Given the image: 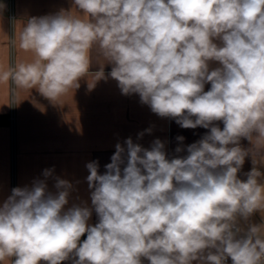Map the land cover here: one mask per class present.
Here are the masks:
<instances>
[{
	"label": "clouds",
	"instance_id": "clouds-1",
	"mask_svg": "<svg viewBox=\"0 0 264 264\" xmlns=\"http://www.w3.org/2000/svg\"><path fill=\"white\" fill-rule=\"evenodd\" d=\"M73 2L86 19H27L19 47L35 58L4 79L54 101L79 87L98 46L123 95L208 131L171 158L159 139L150 149L117 143L103 174L98 161L86 165L91 207L66 209L63 179L55 193L45 180L13 188L0 204V264H264L261 225L240 223L264 213V173L241 145H264V0Z\"/></svg>",
	"mask_w": 264,
	"mask_h": 264
},
{
	"label": "crops",
	"instance_id": "crops-1",
	"mask_svg": "<svg viewBox=\"0 0 264 264\" xmlns=\"http://www.w3.org/2000/svg\"><path fill=\"white\" fill-rule=\"evenodd\" d=\"M61 10L86 19L73 0H0V204L15 187H30L37 180H45L48 190L55 193L56 181L63 179L72 185L66 209L73 205L91 207L86 165L98 161L99 172L103 174L117 143L126 147L125 141L131 138L133 143L150 149L159 139L171 158L187 155V146L208 131L201 127L181 128L174 119L153 113L137 94L123 95L118 82L108 76L111 65L98 46L91 50V67L79 80V87L54 101L35 88L18 87L10 77L4 79V73L35 58L32 52L19 47V36L27 19L54 15ZM217 66L210 62V68ZM102 68L105 78L96 79ZM209 89L210 84H206L205 91ZM13 113L15 123L11 122ZM178 136L184 137L183 142L177 140ZM255 144V138L252 144L241 140V145L253 152L256 167L264 173V145L256 148ZM177 147L185 151L176 153ZM252 167V158H246L239 177L246 179L245 173ZM45 170L51 173L48 177L44 176ZM97 222L93 210L89 223ZM240 223L244 228L261 225L264 235V213L257 211L248 221ZM85 238L86 235L81 239ZM4 264L10 261L5 260ZM144 264L148 262L145 260Z\"/></svg>",
	"mask_w": 264,
	"mask_h": 264
},
{
	"label": "built area",
	"instance_id": "built-area-1",
	"mask_svg": "<svg viewBox=\"0 0 264 264\" xmlns=\"http://www.w3.org/2000/svg\"><path fill=\"white\" fill-rule=\"evenodd\" d=\"M11 18L14 19V16H12ZM11 122L12 123H15V115H14V113L12 114Z\"/></svg>",
	"mask_w": 264,
	"mask_h": 264
}]
</instances>
